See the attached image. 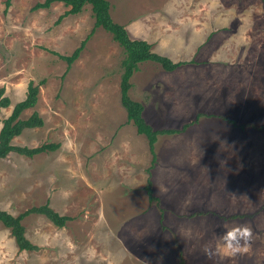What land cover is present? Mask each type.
I'll use <instances>...</instances> for the list:
<instances>
[{
    "label": "rangeland",
    "instance_id": "obj_1",
    "mask_svg": "<svg viewBox=\"0 0 264 264\" xmlns=\"http://www.w3.org/2000/svg\"><path fill=\"white\" fill-rule=\"evenodd\" d=\"M5 1L0 89L10 106L0 110V128L32 82L38 100L21 119L36 111L43 126L11 144L58 148L0 159V211L16 217L47 204L69 221L58 228L42 215L24 218L34 251H20L0 225V264H139L145 257L152 264L158 257L159 264H264L263 0H107L127 32L142 19L170 21L174 45L189 49L169 59L183 63L172 73L147 61L130 79L128 96L142 104L146 124L181 131L157 137L152 165L146 138L120 104L124 52L111 35L95 29L68 70L55 55L69 56L87 39L90 6L58 22L68 10L61 3L32 10L44 0ZM196 26L204 37L213 33L192 54L200 45L191 40L202 35ZM148 181L157 201L148 200ZM230 215L242 218L220 219ZM237 224H249L254 236L249 251L231 256L218 237Z\"/></svg>",
    "mask_w": 264,
    "mask_h": 264
},
{
    "label": "trees",
    "instance_id": "obj_2",
    "mask_svg": "<svg viewBox=\"0 0 264 264\" xmlns=\"http://www.w3.org/2000/svg\"><path fill=\"white\" fill-rule=\"evenodd\" d=\"M264 2V0H263ZM53 3H61L67 11L59 17L58 22L64 17L69 15H78L82 12L85 5H89L93 17V29L79 47H77L69 56H63L55 54L60 60L64 61L67 65V70L75 62L85 42L88 40L95 29L102 28L109 33L112 40L122 48L124 52V59L120 63L121 75H120V104L126 112L127 122L131 123L136 130V133L143 135L147 140L148 152L151 156V165L155 162L156 157L154 153V144L157 141L158 136L178 134L181 131L174 129H153L147 125L143 119L142 112L143 106L138 101L131 99L128 96V91L131 87L130 79L134 73L139 69L138 65L143 62H154L159 65L164 71L171 72L183 63H174L164 56H160L151 52V46L146 41L139 39H131L128 32L123 26L115 23L110 16V6L107 0H44L42 3H37L33 6L32 10L49 9ZM10 0L5 1V6L8 7ZM39 93V87L29 82L26 87V93L24 99L17 102L12 106L10 114L2 120L0 128V159H5L9 154L16 153L25 157H33L40 153L47 151H55L58 145L55 144H43L39 147L29 149L26 147H18L11 144L14 137H17L25 129H36L43 126V120L36 111H33L27 118L21 119L23 112L33 109L36 106ZM10 106V101L4 96L3 88L0 89V110L6 109ZM200 114H198L199 116ZM233 126H237L233 121L228 120ZM240 129H244V125L238 126ZM264 129V126L261 127ZM148 200L150 202L157 201L152 195L151 182H147L144 187ZM30 214H37L44 216L53 225L58 228L64 227L65 223L69 221L68 217H60L47 204L33 207L29 210L14 217L4 211H0V225L10 231L15 244L20 251H34L36 247L32 245L25 237L24 227L22 221ZM203 215V213H197ZM242 218L240 215H230L228 217H220L224 220H234Z\"/></svg>",
    "mask_w": 264,
    "mask_h": 264
},
{
    "label": "crops",
    "instance_id": "obj_3",
    "mask_svg": "<svg viewBox=\"0 0 264 264\" xmlns=\"http://www.w3.org/2000/svg\"><path fill=\"white\" fill-rule=\"evenodd\" d=\"M196 9H200V10L204 11V10L209 9V7L205 6L203 8V7H201V5H199L198 7H196ZM161 16H163V15H161ZM163 17H165V16H163ZM147 18H150V16L147 17ZM166 18H169V17H166ZM146 21L147 20L142 19L141 25H139V26H131L130 29L128 28V31H129L128 33L131 34L132 30L136 29V31L133 34L134 37H136L139 40L146 41L148 44H150L152 51H153L154 47L160 52L166 50L167 51L166 58L168 57V59H171V57H187L188 56L187 53L189 52V49L182 48L181 46H175L174 42H172V40H171L172 32L169 31L170 27H172L171 24H170V21L166 22L165 20H162L160 23L151 22V24L145 23ZM156 24H158L159 29H153L156 26ZM209 24L210 23H208V25ZM196 27H197L198 30H200L202 32V35L201 36H195L191 41L193 43V46L194 45H200V47H199V50L195 49V48H192L190 50V52H192V51L193 52L194 51H200L201 52V50L203 48L202 46H204L202 44V42H205L207 44L208 43V42H206L207 38L209 36H211L212 33H213L212 31H210V28H209L208 29V33L204 37L205 29H200L201 27H199V26H196ZM202 36L204 37V39H203ZM198 40H199V42H198ZM193 52H192V54H193ZM200 52H199V54H200ZM181 53H185L187 55L181 56ZM172 62H174V61H172ZM178 62L179 61L174 62V63H178ZM190 63H191V61H190ZM193 66L199 71H204V67L203 66H200L198 64L197 65H193ZM191 72H194V70H192ZM170 73H172V72H170ZM156 145H154V153H155V147L157 148Z\"/></svg>",
    "mask_w": 264,
    "mask_h": 264
},
{
    "label": "clouds",
    "instance_id": "obj_4",
    "mask_svg": "<svg viewBox=\"0 0 264 264\" xmlns=\"http://www.w3.org/2000/svg\"><path fill=\"white\" fill-rule=\"evenodd\" d=\"M230 195H232L233 198L237 197L234 193ZM253 236V229L249 224H237L232 227H227L218 237V240L221 242L220 246L227 254L236 256L242 252L249 251ZM205 254L211 255L212 252L210 249L206 248ZM160 260H162V257L157 258L158 264ZM139 264H152V261L148 257H145L139 260Z\"/></svg>",
    "mask_w": 264,
    "mask_h": 264
}]
</instances>
